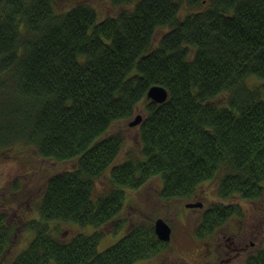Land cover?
<instances>
[{
	"label": "trees",
	"instance_id": "16d2710c",
	"mask_svg": "<svg viewBox=\"0 0 264 264\" xmlns=\"http://www.w3.org/2000/svg\"><path fill=\"white\" fill-rule=\"evenodd\" d=\"M58 1L0 0V151L22 142L43 159L74 161L44 181L39 213L45 225L95 230L63 240L37 227L11 264L156 257L168 242L151 219L98 250V229L118 217L127 191L153 179L168 201L192 198L218 177L221 202L204 214L198 237L240 212L222 201L264 196V0H137L101 20L86 4L62 10ZM153 85L167 90L164 103L147 98ZM143 102L140 157L116 163L124 136L107 133ZM108 170V189L97 195ZM9 242L0 220V257ZM254 259L246 264H264V253Z\"/></svg>",
	"mask_w": 264,
	"mask_h": 264
},
{
	"label": "rangeland",
	"instance_id": "374dc122",
	"mask_svg": "<svg viewBox=\"0 0 264 264\" xmlns=\"http://www.w3.org/2000/svg\"><path fill=\"white\" fill-rule=\"evenodd\" d=\"M136 1L59 0L58 7L67 10L75 4L83 3L92 7L98 19L101 20L115 16L119 11L130 10ZM162 35L163 31H158L154 36L153 44L156 45ZM143 107L144 102L138 105L135 115L143 116ZM131 119L115 122L107 133H120L124 136V144L116 163L123 162L129 156L140 157L139 126H129ZM74 167V161L59 163L43 159L31 146L22 142H17L0 151V220L9 232L10 241L0 257V264H11L14 257L29 245L36 228L45 225L46 221L39 213L44 181L51 175L72 170ZM108 173L109 170L103 179L96 182L97 195L108 189ZM217 180L218 177L199 185L195 195L189 199L164 201L159 195L161 188L159 179L147 182L138 190H128L124 206L118 217L98 229L103 235L98 250L103 251L116 243L125 235L128 225L150 219L154 224V221L161 217L169 223L172 229L168 246L156 257L140 260L135 264H217L213 260L205 263V260L199 257V252L204 248L195 242L194 236L195 226L203 218L206 209L221 202L216 195ZM196 202H202V207H186L187 203ZM222 202L238 205L240 212L229 218L221 230L209 240L215 241V238L224 230L234 232L241 228H246L245 231L249 230L247 234H251V240H256L255 232L258 226L262 230V225H264V196L255 203L238 196ZM243 212L246 215L244 214L245 219L241 220L239 217H242ZM117 220L121 227L115 231ZM254 227H256L255 232H253ZM45 228L63 240H68L78 233L91 234L95 230L92 226L82 227L73 222L62 221H50ZM228 264H244V259L238 257Z\"/></svg>",
	"mask_w": 264,
	"mask_h": 264
},
{
	"label": "flooded vegetation",
	"instance_id": "af4514ba",
	"mask_svg": "<svg viewBox=\"0 0 264 264\" xmlns=\"http://www.w3.org/2000/svg\"><path fill=\"white\" fill-rule=\"evenodd\" d=\"M255 202L256 201H252V203ZM207 210L208 209H206L205 212H207ZM244 214L245 212H243L242 217H239L241 220L245 219L243 216ZM201 222L202 219L195 226L194 236L196 235L195 231ZM224 223L216 228H213L212 231L206 235H202L201 237L195 236V242L204 248L199 252V257L203 258L205 263L213 260L217 264H228L238 257L244 259V264L247 263L249 258H255L254 260L258 261L264 253V225H262V230L259 229L258 226L257 232H255L256 227H254L253 232H255V236L257 238L254 241L251 240V234H247L249 230L245 231L246 228H241V230L234 232L224 230L221 235L215 238V241L209 240V238H212L217 231L221 230Z\"/></svg>",
	"mask_w": 264,
	"mask_h": 264
},
{
	"label": "water",
	"instance_id": "95a60500",
	"mask_svg": "<svg viewBox=\"0 0 264 264\" xmlns=\"http://www.w3.org/2000/svg\"><path fill=\"white\" fill-rule=\"evenodd\" d=\"M147 98L158 104L164 103L168 98V92L161 85H153L147 91ZM142 119L143 116L141 114L135 115V117L129 121V126L139 125ZM202 205V202L187 203L186 207H202ZM153 226L155 235L160 241L169 242L171 240V227L163 218H157Z\"/></svg>",
	"mask_w": 264,
	"mask_h": 264
}]
</instances>
